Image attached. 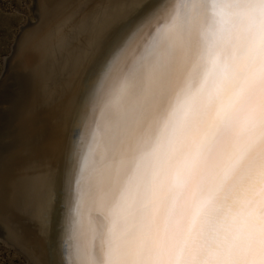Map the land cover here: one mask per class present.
Returning <instances> with one entry per match:
<instances>
[{"label": "bare ground", "instance_id": "1", "mask_svg": "<svg viewBox=\"0 0 264 264\" xmlns=\"http://www.w3.org/2000/svg\"><path fill=\"white\" fill-rule=\"evenodd\" d=\"M41 8L19 56L23 152L0 177L6 242L38 264H189L173 221L211 199L214 243L191 264H264V129L186 214L173 206L180 169L263 55L264 0Z\"/></svg>", "mask_w": 264, "mask_h": 264}, {"label": "water", "instance_id": "2", "mask_svg": "<svg viewBox=\"0 0 264 264\" xmlns=\"http://www.w3.org/2000/svg\"><path fill=\"white\" fill-rule=\"evenodd\" d=\"M17 45V43L14 44V51ZM204 56L206 57V54ZM262 56L259 55L244 75L237 90L232 92L218 110L209 129H204L199 145L191 152L183 168L180 169L179 175L183 173L182 181L175 192L173 206L180 208L182 214H186L184 209L188 203L198 202L201 194L213 184L216 178L211 190L214 188L232 158L244 154L251 146L252 139L255 141L263 131L264 57ZM9 58L6 60H10ZM193 77L191 72L189 80ZM187 88L189 91L191 85ZM247 206L250 207L245 208L244 211L250 212L255 205ZM11 246L22 252L30 263L38 264L33 262L24 251Z\"/></svg>", "mask_w": 264, "mask_h": 264}, {"label": "rangeland", "instance_id": "3", "mask_svg": "<svg viewBox=\"0 0 264 264\" xmlns=\"http://www.w3.org/2000/svg\"><path fill=\"white\" fill-rule=\"evenodd\" d=\"M41 16V0H0V177L5 175L12 150L17 146V150L23 152L24 144L20 140L23 128L21 117L28 100V71L25 58L22 61L21 46L28 42V35L31 36ZM16 43L18 45L14 51ZM8 57L10 60L7 61ZM2 236L4 229L0 222V264H32L22 252L7 244L5 236Z\"/></svg>", "mask_w": 264, "mask_h": 264}, {"label": "clouds", "instance_id": "4", "mask_svg": "<svg viewBox=\"0 0 264 264\" xmlns=\"http://www.w3.org/2000/svg\"><path fill=\"white\" fill-rule=\"evenodd\" d=\"M214 208L213 200H203L191 216L185 218L181 215L173 221L170 242L173 246L179 247L188 258L189 264L198 259L202 253L208 252L214 243L205 233V228L214 231L217 226L218 221L211 212Z\"/></svg>", "mask_w": 264, "mask_h": 264}]
</instances>
